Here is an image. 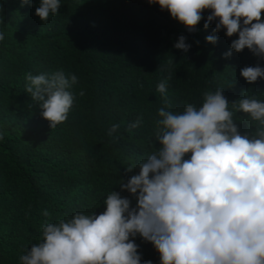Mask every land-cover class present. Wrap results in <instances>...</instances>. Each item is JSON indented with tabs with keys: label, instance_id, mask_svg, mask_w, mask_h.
I'll return each mask as SVG.
<instances>
[{
	"label": "trees",
	"instance_id": "trees-1",
	"mask_svg": "<svg viewBox=\"0 0 264 264\" xmlns=\"http://www.w3.org/2000/svg\"><path fill=\"white\" fill-rule=\"evenodd\" d=\"M60 3L58 13L42 22L35 14L40 0L24 6L0 0V264H20L24 250L40 242L45 222L78 211L99 214L107 195L120 191V178L138 174L125 167L138 166L156 150L149 142L163 106L156 88L166 77L175 112L187 103L202 106L203 93L217 88H224L230 109L244 90L264 101V78L250 84L240 75L245 66L264 67V58L247 48L225 58L238 34L214 32L216 20L205 29L211 10L190 33L148 0ZM180 35L191 44L187 53L173 47ZM208 35L217 42L206 41ZM56 71L77 82L69 89L74 104L68 119L51 129L25 91V77ZM137 118L142 122L129 131ZM234 120L241 132L253 130L247 114L236 113ZM113 124L120 125L116 140L108 135ZM121 195L135 206L131 194ZM134 240L142 261L160 264L151 242L139 235Z\"/></svg>",
	"mask_w": 264,
	"mask_h": 264
},
{
	"label": "clouds",
	"instance_id": "clouds-1",
	"mask_svg": "<svg viewBox=\"0 0 264 264\" xmlns=\"http://www.w3.org/2000/svg\"><path fill=\"white\" fill-rule=\"evenodd\" d=\"M28 3L21 0L22 6ZM148 3L167 10L190 33L197 30L204 11L211 10L205 29L216 20L214 32L223 28L228 37L238 34L225 58L231 50L245 48L264 58V0ZM60 6V0H40L35 14L46 22ZM4 39L0 32V41ZM205 39L215 44L218 37ZM186 40L180 35L173 47L187 53L191 44ZM240 75L251 84L264 78V67L245 66ZM170 78L156 88L163 99L149 141L156 150L138 166L125 167L126 172L138 168V174L126 182L120 178V191L107 195L99 214L78 211L71 218L45 222L40 242L24 250L20 264H152L142 261L137 235L153 244L160 264H264V101L244 90L230 109L224 88H217L203 93L202 106L187 103L182 112H175L166 94ZM25 79V91L50 128L65 122L74 104L69 89L77 77L56 71L27 73ZM241 112L248 115L252 131L239 130L234 114ZM141 122L137 118L129 131ZM119 127L108 129L113 140ZM122 191L135 198V206ZM42 215L51 213L44 209Z\"/></svg>",
	"mask_w": 264,
	"mask_h": 264
}]
</instances>
